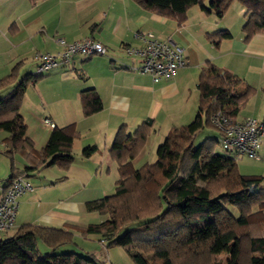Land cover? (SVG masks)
I'll list each match as a JSON object with an SVG mask.
<instances>
[{"label": "crops", "instance_id": "0c3cea01", "mask_svg": "<svg viewBox=\"0 0 264 264\" xmlns=\"http://www.w3.org/2000/svg\"><path fill=\"white\" fill-rule=\"evenodd\" d=\"M234 4L241 14L237 12L231 19L226 16ZM236 4L222 17V24L214 23L213 13L194 6L188 11L186 22L180 25L174 18L142 8L135 0H0V78L18 64L20 74L23 68L34 73L36 51L57 53L61 49L56 36L68 41L93 38L107 48L106 54H76L68 62L58 64L30 84L24 95L20 113L36 149L45 147L55 126L76 124L79 135L73 143L75 158L68 169L50 164L25 170L27 165H33L31 159L20 152L11 154L12 157L2 153L7 149L3 140L8 133L0 134V198L13 166L17 172L24 170L23 175L33 184V190L19 198L16 227L1 235L11 236L23 224L74 228L106 221L107 215L89 211L86 204L109 195L116 187L118 164L110 148L119 127L125 124L133 133L144 121L155 120L145 146L132 160L136 167L150 162V150L160 145L171 128L194 120L198 112L199 75L208 63L241 77L239 92L249 85L254 87L236 119L254 117L264 123V32L244 41L246 9ZM225 20L237 26L230 27ZM223 29L229 30L231 37L222 38L219 43L210 40L209 34ZM136 31H151L160 39H171L184 48L188 63L171 77L155 82L152 75L137 69L140 58L127 54L123 48L142 45L135 37ZM89 87L99 92L103 108L85 116L80 93ZM45 118L54 126L45 124ZM162 128L166 129L164 133ZM207 137L220 135L215 131ZM91 144L98 150L84 157L82 150ZM228 154L237 160L241 172L245 168L244 161L239 162L241 156ZM249 169L248 174L241 173L262 176L264 186V144ZM100 216H105L104 220L91 222ZM74 234V239L81 236L76 230ZM89 236L100 239L98 234ZM42 243H38L40 251L41 247L49 249Z\"/></svg>", "mask_w": 264, "mask_h": 264}, {"label": "trees", "instance_id": "16d2710c", "mask_svg": "<svg viewBox=\"0 0 264 264\" xmlns=\"http://www.w3.org/2000/svg\"><path fill=\"white\" fill-rule=\"evenodd\" d=\"M135 1L148 11L176 19L180 25L194 6L222 18L238 1L246 8L244 41L264 32V0ZM208 36L219 43L231 33L223 29ZM43 75L35 70L20 78L18 64L0 78V91L6 90L0 93V131L8 133L3 140L7 149L1 152L10 157L15 152L29 157L33 165L25 170L50 164L68 169L75 158L73 143L79 135L76 124L55 126L45 147L38 150L26 133L27 124L20 113L27 88ZM242 81L231 71L208 63L199 75L194 120L169 130L153 163L136 167L132 160L145 146L155 120L144 121L133 133L127 125H121L110 148L118 164L115 190L86 204L89 211L107 215V220L74 228L23 224L11 236L0 233V264H106L91 252H58L74 242L75 230L85 237L98 234L108 248L124 247L136 264H264L263 177L242 174L237 160L228 154L232 151H218L222 132L212 122V115L219 112L237 121L241 108L255 91L249 85L239 92ZM80 100L85 116L103 108L94 87L83 89ZM207 127L217 128L220 137H207L195 144L198 133ZM97 150L91 144L82 155L90 157ZM23 173L13 166L8 179ZM40 241L49 247L46 254L39 250ZM220 253L226 254L224 261Z\"/></svg>", "mask_w": 264, "mask_h": 264}, {"label": "built area", "instance_id": "2783aa9c", "mask_svg": "<svg viewBox=\"0 0 264 264\" xmlns=\"http://www.w3.org/2000/svg\"><path fill=\"white\" fill-rule=\"evenodd\" d=\"M135 37L142 42L141 46L125 45L123 48L127 54L140 58L137 69L152 75L155 82L171 77L188 63L184 48L169 38L160 39L151 31H136ZM56 42L61 46L57 53H35L38 61L37 74L68 62L76 54L89 57L107 53L106 46L93 38L67 41L58 36ZM43 122L54 126L49 118H45ZM212 122L222 132L221 145L224 149L234 152L237 157L246 155L251 159H258L264 144L263 122L254 117L233 121L220 112L212 115ZM32 190V182L22 174L6 180L0 198V233L16 227L19 198Z\"/></svg>", "mask_w": 264, "mask_h": 264}, {"label": "rangeland", "instance_id": "374dc122", "mask_svg": "<svg viewBox=\"0 0 264 264\" xmlns=\"http://www.w3.org/2000/svg\"><path fill=\"white\" fill-rule=\"evenodd\" d=\"M233 3H237L236 5H240L239 7H242L243 6L245 8V6L243 4H241L240 2H238V1H235ZM237 12L240 13V8H237L235 6V4H234L233 9L229 10V12L227 13L228 16H226V17H231V19H232V16H234V14L237 13ZM212 17L215 19L214 20V23H217V22H220L221 24L223 23V18L222 19L221 18H218L215 15H213ZM225 21L226 22H224V23L229 26L230 23L227 22L228 20H225ZM231 26L232 27L233 26L236 27L237 25H236V23L231 22L230 27ZM214 28H216V27H214ZM30 70H31L30 68L28 70H26V69L23 68L22 71H21V74H20V78L22 76H24L25 74H28V72H30ZM39 85H42V84H39ZM5 91L6 90H2V91H0V93H4ZM30 91H32V96H34L35 95V92L32 90V88L30 89ZM165 130L166 129L162 128L161 129V132L164 133ZM215 131H218L217 128H209V127L205 128L200 133H198V135L196 136V138H195V144L198 145L207 136L214 135L215 134ZM2 133H6V132L5 131H0V134H2ZM159 137L162 138L161 136H159ZM163 139L164 138H162L160 141L163 142L165 140V139L164 140ZM157 148H158V145L153 146L152 147V150H150V153L148 154V157L146 156L148 159H150V162L151 163H153V162H155L157 160ZM217 149H218L219 152H224L225 151L224 148H223V146L221 145V143H220V145L218 146ZM240 158L241 159L239 160V162L241 161V163H242V161H244V163H242V165L243 166L245 165V168L244 167L241 168V172H243V173L244 172L245 173L250 172L251 169H249V167H251L252 163L254 162V159H250V158H248L245 155H241ZM111 188L112 187H110V189ZM114 190L110 191L111 192L110 194H112L114 192ZM232 210L234 212H236L234 208H232ZM104 218H105V216L104 217L103 216L102 217L101 216L100 217H96L95 219H91V220H94V221H91V222H99L101 220H104ZM13 231L10 232V233H13ZM42 245H43V243H42ZM65 247H69V249L78 251L80 253H87V251L89 253L91 252V253L95 254L96 258L99 261H104V262H106V264H136L134 262V260L132 259V257L129 255V253L127 252V250L124 247L118 246V245H113V246H111V247L108 248V247H106V245L104 246L102 243H100V241L97 240V238H95L93 236L91 237L89 235L86 238H85V236H82V235L80 237H76L74 239V242L65 245ZM62 249H64V248L63 247L59 248L58 249V252L62 251ZM48 250L49 249L44 250L43 247H41V252L43 254H46V252ZM226 257L227 256H226L225 253H220L219 254V258L222 261H224L226 259Z\"/></svg>", "mask_w": 264, "mask_h": 264}]
</instances>
